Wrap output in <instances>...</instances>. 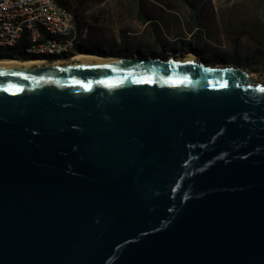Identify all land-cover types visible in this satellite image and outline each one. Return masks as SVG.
<instances>
[{
	"label": "water",
	"instance_id": "obj_1",
	"mask_svg": "<svg viewBox=\"0 0 264 264\" xmlns=\"http://www.w3.org/2000/svg\"><path fill=\"white\" fill-rule=\"evenodd\" d=\"M102 56L0 64V264H264V81Z\"/></svg>",
	"mask_w": 264,
	"mask_h": 264
},
{
	"label": "rangeland",
	"instance_id": "obj_2",
	"mask_svg": "<svg viewBox=\"0 0 264 264\" xmlns=\"http://www.w3.org/2000/svg\"><path fill=\"white\" fill-rule=\"evenodd\" d=\"M66 1L83 26L85 47L98 54L163 59L195 54L209 64L264 72V0H211L196 23L183 0Z\"/></svg>",
	"mask_w": 264,
	"mask_h": 264
},
{
	"label": "built area",
	"instance_id": "obj_3",
	"mask_svg": "<svg viewBox=\"0 0 264 264\" xmlns=\"http://www.w3.org/2000/svg\"><path fill=\"white\" fill-rule=\"evenodd\" d=\"M48 30L65 32L67 42L48 39ZM71 35H79V39H84L78 29L75 12L59 0H0V47L13 43V37H22L24 44L34 47L37 52L68 45ZM33 36H42L43 44H33ZM71 58H58L57 61ZM31 60L25 56L19 59L23 62ZM257 77L264 81V72Z\"/></svg>",
	"mask_w": 264,
	"mask_h": 264
},
{
	"label": "bare ground",
	"instance_id": "obj_4",
	"mask_svg": "<svg viewBox=\"0 0 264 264\" xmlns=\"http://www.w3.org/2000/svg\"><path fill=\"white\" fill-rule=\"evenodd\" d=\"M47 38L52 40H57L59 42H67V34L63 31L57 30H48ZM21 43H24L22 37H13V43L6 45L5 47H0L2 50L15 49ZM33 44H43L42 36H33ZM84 42L82 39H79V35H71L69 37V44L58 46L54 49H44L36 52L34 47H30L28 44H24L23 51L31 57H35L38 59H45L46 61H57L59 59H67L70 58V61H79V60H95V59H103L105 56H102L98 53H88V52H79L83 46ZM79 52L78 54H76ZM17 53V52H16ZM76 54V55H74ZM195 58V54H188ZM60 62V61H59ZM21 62L12 60V59H0V64H20ZM24 63V62H23ZM26 64L39 63V64H47L49 62H44L42 60H33L31 62H25ZM53 63V62H50ZM57 63V62H56ZM256 77L255 74H253Z\"/></svg>",
	"mask_w": 264,
	"mask_h": 264
},
{
	"label": "trees",
	"instance_id": "obj_5",
	"mask_svg": "<svg viewBox=\"0 0 264 264\" xmlns=\"http://www.w3.org/2000/svg\"><path fill=\"white\" fill-rule=\"evenodd\" d=\"M211 0H183V2L190 8L191 10V18H192V21L196 23V21L199 19L200 17V14H201V10L203 7L206 6L207 2H210ZM59 2H61L62 4H64L63 1L59 0ZM140 18L145 22V23H150V19L145 17L143 15L142 12H140ZM77 25H78V29L81 33V35L83 34V26L81 23L77 22ZM83 40V39H82ZM84 42V41H83ZM85 44V42H84ZM83 44V45H84ZM86 46V45H85ZM85 46H82L81 49H79L80 51H84L85 49H87V47ZM88 50H92L91 52H95V53H100L98 51V49H88ZM79 51V52H80Z\"/></svg>",
	"mask_w": 264,
	"mask_h": 264
},
{
	"label": "flooded vegetation",
	"instance_id": "obj_6",
	"mask_svg": "<svg viewBox=\"0 0 264 264\" xmlns=\"http://www.w3.org/2000/svg\"><path fill=\"white\" fill-rule=\"evenodd\" d=\"M85 46V44L83 45ZM85 52H91L92 50H88V49H85L84 50ZM17 52V53H16ZM23 53V54H21ZM24 56L27 58V59H33V60H36L38 58H35V57H31L29 58L30 56H28L24 51H23V48H22V45H19L17 46L15 49H13L12 51L11 50H8V51H4V52H1L0 53V59H12V60H16V61H19V59L21 58H24ZM16 58V59H14ZM31 60V61H33ZM39 60H42L44 62H49V61H46L45 59H39ZM31 61H27V62H31ZM21 63H23V61H19ZM25 63V62H24ZM50 63V62H49ZM47 63V64H49ZM207 63V62H206ZM37 64V63H35ZM214 65H217V64H214ZM244 68V67H243ZM247 69V68H245ZM249 72H251L253 74V72L250 70V69H247ZM254 76V75H253Z\"/></svg>",
	"mask_w": 264,
	"mask_h": 264
},
{
	"label": "crops",
	"instance_id": "obj_7",
	"mask_svg": "<svg viewBox=\"0 0 264 264\" xmlns=\"http://www.w3.org/2000/svg\"><path fill=\"white\" fill-rule=\"evenodd\" d=\"M61 1H63L64 2V4L66 5V6H68V4H67V1L66 0H61ZM99 3H101V5L102 4H104L105 3V1H102V2H99ZM100 5V4H99ZM69 7V6H68ZM70 8V7H69ZM117 15H119V13H117ZM150 22V21H149ZM146 24H148V23H146ZM20 45H22V48H24V43H21ZM0 50H2V49H0ZM8 50H13V49H8ZM8 50H4V51H8ZM6 60V59H5ZM248 69V68H247ZM252 72H253V74H255L256 76L261 72V70H259V71H257V70H253V69H250Z\"/></svg>",
	"mask_w": 264,
	"mask_h": 264
},
{
	"label": "clouds",
	"instance_id": "obj_8",
	"mask_svg": "<svg viewBox=\"0 0 264 264\" xmlns=\"http://www.w3.org/2000/svg\"><path fill=\"white\" fill-rule=\"evenodd\" d=\"M80 52H85V51H80ZM95 53V52H94ZM256 78H257V76H256Z\"/></svg>",
	"mask_w": 264,
	"mask_h": 264
},
{
	"label": "snow or ice",
	"instance_id": "obj_9",
	"mask_svg": "<svg viewBox=\"0 0 264 264\" xmlns=\"http://www.w3.org/2000/svg\"><path fill=\"white\" fill-rule=\"evenodd\" d=\"M261 91H264V89H261Z\"/></svg>",
	"mask_w": 264,
	"mask_h": 264
}]
</instances>
